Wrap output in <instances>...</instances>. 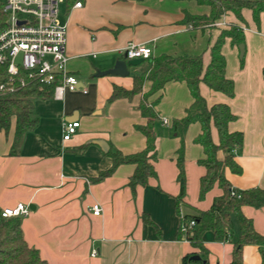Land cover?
<instances>
[{
	"label": "crops",
	"instance_id": "1",
	"mask_svg": "<svg viewBox=\"0 0 264 264\" xmlns=\"http://www.w3.org/2000/svg\"><path fill=\"white\" fill-rule=\"evenodd\" d=\"M81 1L80 7L62 2L59 14L67 26L68 70L79 79L80 87L66 90L63 99L55 98L54 92L35 99L37 124L24 135L15 153V119L8 133L0 129V210L19 203L30 207L28 215L20 217L23 234L47 264H182L186 254L198 250L184 235L179 236L182 215L210 209L223 193L216 183L205 199H198L200 178L206 172L199 163L206 152L194 141L202 132L201 124L192 123L186 133V192L179 206V136H158L157 177L150 178L149 184L132 190L128 182L136 165L131 163L119 165L99 180V173L112 165L110 149L131 154L146 146L145 135L136 129L147 120L138 109L141 95L111 102L109 98L115 84L132 88L133 75L147 61L129 66L127 76L97 74L127 59L122 50L132 42L150 46L152 57L203 55L206 68L221 31L233 24L242 27L243 58L231 38L222 47L226 76L235 83V95L211 90L204 82L200 90L208 106L226 103L232 107L236 119L229 123V130L244 133L243 146L235 150L242 172L226 169L227 179L241 190L264 188V12L260 24L253 11L245 8L244 21L227 12L216 20L222 24L198 29L184 22L186 13L210 14L211 7L197 0ZM151 86L146 80L143 90ZM190 91L184 81H169L164 90L151 96L153 101L162 94L157 105L162 126L169 129L173 121L186 116L194 101ZM71 120H79L80 126L70 140H64V123ZM212 135L217 143L214 126ZM97 139L106 141L109 150L95 143ZM96 202L103 207L100 215L90 210ZM242 210L264 235V206L244 205ZM144 214L153 222L145 221ZM238 235L236 224L232 241L221 243L207 231L203 237L209 251L207 264H233ZM243 264H264L258 245L243 247Z\"/></svg>",
	"mask_w": 264,
	"mask_h": 264
},
{
	"label": "trees",
	"instance_id": "2",
	"mask_svg": "<svg viewBox=\"0 0 264 264\" xmlns=\"http://www.w3.org/2000/svg\"><path fill=\"white\" fill-rule=\"evenodd\" d=\"M67 3L78 0H65ZM200 4L211 7L209 15H191L186 13L184 22L190 23L194 28L210 27L227 12H233L240 20L244 21L242 11L245 8L253 11V18L260 24L261 14L264 12V0H197ZM8 14L4 11L3 2L0 0V32L7 26ZM231 38L234 45L245 42L244 29L233 24L229 29L222 30L211 50V60L204 68L203 55H187L173 57L163 55L151 57L143 62H148L149 68L142 73L133 75V86L128 89L117 84L114 85L109 102L119 98L133 99L141 95L138 109L146 118L145 124L136 125L146 137L144 149L124 154L115 149L109 150L112 165L102 170L97 176L101 180L111 174L124 163L136 165L134 173L129 178V186L136 191L138 186L149 184L152 177H157L155 161L157 160L158 125L161 122L157 105L161 100L160 94L155 100L149 101L150 96L164 90L169 81H184L187 83L194 101L187 109V114L181 119L173 121L169 128V135L181 139L178 150L177 166L179 168L178 180L181 193L177 197V205L186 192L185 172V137L189 126L199 122L202 132L194 139L201 144L206 152V157L199 160L206 172L200 178V197L205 195L216 183L223 189L222 195L216 197L208 210H202L196 215H182L181 225L190 220H195V225L188 230L185 237L198 249L194 253L186 254L182 264H207L208 249L204 245L203 237L207 231H212L215 240L222 242L232 241L234 225L239 229V235L235 240L233 252V264H243V247L249 244L258 245L264 256V235L254 226L253 219L246 216L242 210L244 205L255 207L264 206V188L255 187L239 189L233 186L226 176V169L233 173H241L242 167L235 159V150L243 146L244 133L242 131H230L229 123L236 119V115L226 103H216L208 106L205 97L201 94L200 83H206L211 90L221 91L229 97L235 95V83L226 76L227 60L222 52L226 38ZM21 79L27 85L21 86ZM152 82L148 93L143 92L144 82ZM4 84L6 89H1ZM15 90L10 91L11 87ZM53 94V86L42 85L30 80L21 72L17 76H11L6 69L0 71V129L6 133L16 121L15 137L12 145V153L21 143L24 135L33 130L37 124V117L33 112L34 101L37 98H46ZM218 133L219 141L213 140L212 127ZM222 154V156H221ZM240 195V198H238ZM180 212V210H179ZM144 220L153 222L149 215L144 214ZM20 217L5 218L0 210V264H47L36 248L29 246L25 240ZM179 230V236L183 233ZM194 254L201 256L200 260H193Z\"/></svg>",
	"mask_w": 264,
	"mask_h": 264
},
{
	"label": "built area",
	"instance_id": "3",
	"mask_svg": "<svg viewBox=\"0 0 264 264\" xmlns=\"http://www.w3.org/2000/svg\"><path fill=\"white\" fill-rule=\"evenodd\" d=\"M1 1L8 19L6 28L0 32V71L6 69L11 76L23 72L32 81L53 86L54 96L58 99H63L66 90H77L80 87L79 79L68 70L67 26L59 20L61 3L65 0ZM82 4L78 0L74 6L80 7ZM215 24L220 25L222 22ZM122 51L127 59L145 60L152 57V48L146 44L132 42ZM20 85L25 86L27 83L21 79ZM1 89H6V86L2 84ZM13 90L15 87L12 86L10 91ZM79 126V120L65 122L64 140H70ZM90 210L94 215H100L103 207L96 202ZM29 211L27 204L19 203L14 207L3 208L1 215L7 219L26 216ZM194 225L193 219L181 225L184 237ZM92 255H97V251L94 250Z\"/></svg>",
	"mask_w": 264,
	"mask_h": 264
},
{
	"label": "water",
	"instance_id": "4",
	"mask_svg": "<svg viewBox=\"0 0 264 264\" xmlns=\"http://www.w3.org/2000/svg\"><path fill=\"white\" fill-rule=\"evenodd\" d=\"M240 52H241V57L243 58L244 53H245V44L241 43L239 44ZM144 61L143 58H135V59H119L116 61L113 67L106 69L105 71L102 70L98 72L97 75H121V76H127L130 74L129 66H137L140 63ZM95 143L99 144L103 150L108 151L109 150V145L106 141L102 139H97L94 140ZM193 260H200L201 256L199 254H194L191 257Z\"/></svg>",
	"mask_w": 264,
	"mask_h": 264
},
{
	"label": "rangeland",
	"instance_id": "5",
	"mask_svg": "<svg viewBox=\"0 0 264 264\" xmlns=\"http://www.w3.org/2000/svg\"><path fill=\"white\" fill-rule=\"evenodd\" d=\"M215 25V24H214ZM213 25V26H214ZM230 30V29H229ZM146 66L143 68V69H141L140 71H138V73H136V74H139V73H142V72H144L145 70H147L148 68H149V64L146 62ZM145 83V82H144ZM151 89V88H150ZM149 89V90H150ZM149 90L148 91H144L143 90V92H145V93H148L149 92ZM152 96V95H151ZM151 96H150V98H151ZM149 101H150V99H149ZM158 135H166V137H169L170 138V135H169V129H168V127H166V126H162L161 124H159L158 125ZM195 167H197V165H195ZM186 181H187V173H186ZM198 199L199 200H203V199H205V197H203V198H201L200 197V191H199V193H198Z\"/></svg>",
	"mask_w": 264,
	"mask_h": 264
}]
</instances>
